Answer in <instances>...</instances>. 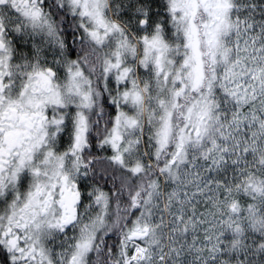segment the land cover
<instances>
[{"label": "snow or ice", "instance_id": "obj_1", "mask_svg": "<svg viewBox=\"0 0 264 264\" xmlns=\"http://www.w3.org/2000/svg\"><path fill=\"white\" fill-rule=\"evenodd\" d=\"M0 264H264V0H0Z\"/></svg>", "mask_w": 264, "mask_h": 264}]
</instances>
